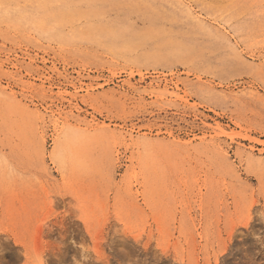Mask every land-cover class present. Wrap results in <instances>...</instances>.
<instances>
[{"label": "rangeland", "instance_id": "rangeland-1", "mask_svg": "<svg viewBox=\"0 0 264 264\" xmlns=\"http://www.w3.org/2000/svg\"><path fill=\"white\" fill-rule=\"evenodd\" d=\"M0 264H264V0H0Z\"/></svg>", "mask_w": 264, "mask_h": 264}]
</instances>
